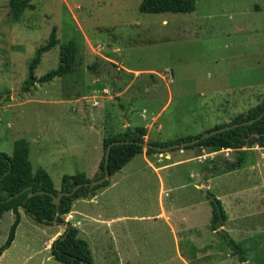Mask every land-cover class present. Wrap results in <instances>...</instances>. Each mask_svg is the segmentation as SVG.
I'll use <instances>...</instances> for the list:
<instances>
[{
	"label": "rangeland",
	"instance_id": "rangeland-1",
	"mask_svg": "<svg viewBox=\"0 0 264 264\" xmlns=\"http://www.w3.org/2000/svg\"><path fill=\"white\" fill-rule=\"evenodd\" d=\"M141 1L30 0L35 9L16 18L9 12L7 0H0V153L10 156L13 141L24 139L30 146L29 161L35 172L39 163L33 145L36 138L53 142L61 137L71 147L81 140L84 155L68 152L53 157L46 151L41 155L45 171L59 189L63 176L84 173L93 179L100 173V135L121 133L125 122L130 127H153L145 143H165L226 124L264 99V88L240 90L255 86L251 83L260 81L258 77L264 80V0H196L195 11L186 15L141 14ZM259 5L263 9L260 14L256 12ZM53 28L59 45L43 55L34 76L39 79L54 70L59 47L70 41L76 44V69L72 75L34 87V97L33 89L23 94L29 62L46 44ZM123 62L127 69L148 75L132 81L123 100L104 99L103 107H99L90 100L91 93L96 102L104 96L101 88L111 95L112 79L124 72ZM96 76L99 83L94 80ZM65 99L73 107L93 104L100 112L88 111L87 126L84 124L80 132L78 124L62 121L53 110L57 105L53 102ZM193 151L205 166L203 175L236 156L231 151L227 156ZM249 153L245 152L246 159ZM259 167L253 176L236 171L221 176L210 183L211 190L194 188L190 175L189 185L183 186L187 166L167 168V176L175 175L174 183L166 186L169 192L164 201L172 206L169 208L201 206L194 214L196 226L186 222L180 226L178 217L173 221L189 261L186 264H238L209 229L210 207L203 190L222 203L227 217L222 230L246 250L247 264H264V159ZM135 195L136 205L130 215H158L155 184L138 189ZM12 222L10 213L0 220V248ZM54 228L25 218L10 248L1 254L0 264H59L47 248ZM127 229L134 235L135 248L145 247L153 264H184L176 256L173 235L163 220L153 217ZM192 236L198 249L195 257L186 243Z\"/></svg>",
	"mask_w": 264,
	"mask_h": 264
},
{
	"label": "trees",
	"instance_id": "trees-1",
	"mask_svg": "<svg viewBox=\"0 0 264 264\" xmlns=\"http://www.w3.org/2000/svg\"><path fill=\"white\" fill-rule=\"evenodd\" d=\"M9 12L16 18L26 11H33L35 8L30 0H7ZM196 0H142L138 11L141 14H191L195 11ZM59 45L56 29L50 32L46 44L38 48L28 65V78L22 85V93L29 94L36 85L49 83L54 79L65 78L72 75L76 69V44L72 41L59 47V61L57 67L43 77L37 79L34 72L39 66L43 55ZM92 71L94 68H90ZM264 112V99L244 113L234 116L228 123L215 126L202 134L178 138L165 143H149L158 147H167L184 142H190L200 138L212 130L241 124L258 118ZM147 136L145 128H127L119 134H108L102 140L103 158L99 163V171L93 179H88L84 173L73 176H63L59 190L54 188L53 182L46 171L37 169L33 172L29 161V146L24 139L16 140L13 143V150L10 156L0 153V219L6 213L13 215V222L5 244L0 248L1 254L8 250L15 238V232L20 223L19 211L23 212L38 225L50 226L53 223L65 226V231L51 245L50 255L60 264H93L88 244L78 238V231L69 223L64 222L62 217L71 212L72 204L79 199H85L95 191L105 188L108 182L96 188H80L73 196L62 197L58 206L52 204L50 196L56 197L61 192H70L79 184L89 183L92 180L100 179L104 172V154L108 145L119 144L111 148L109 155L108 170L109 176H113L127 165L135 156L142 154L143 149L137 143H144ZM254 147L264 149V116L256 123L232 129L203 140L199 144L187 147L183 150H207L209 153L217 154L223 151L235 152L234 159L226 160L223 166L215 167L207 172L209 176H221L243 169L247 164L245 151ZM180 151V150H176ZM146 154H156L147 150ZM208 171V170H207ZM21 195L16 197L17 194ZM39 192L48 195H38ZM29 194H34L28 198ZM205 200L211 209L209 229L227 248L232 257H235L238 264H246V250L241 244L235 243L229 235L222 230L227 218L223 211L221 202L211 193L205 192ZM195 257V250H192ZM186 259V258H185Z\"/></svg>",
	"mask_w": 264,
	"mask_h": 264
},
{
	"label": "crops",
	"instance_id": "crops-1",
	"mask_svg": "<svg viewBox=\"0 0 264 264\" xmlns=\"http://www.w3.org/2000/svg\"><path fill=\"white\" fill-rule=\"evenodd\" d=\"M262 11L263 9L259 5V9L256 10V12L260 14ZM123 65L124 62L123 64L121 63V69H123L124 72L119 75V78L112 79L113 84H111V95L106 94L108 91L105 88L102 89L101 86H96L98 89L101 88V93L104 95L103 97H99L97 99L98 101L96 102L95 100L97 97H94L93 93H91L89 97L90 100H93V102L99 107L100 105L103 107L102 105L105 103L104 99L114 101L119 98V100H123V98L126 97L130 91L131 82L137 78L139 79L145 77L143 75H148L144 74L143 72H135L133 70L127 69ZM258 79L260 81L251 83L255 86H243L240 88V90L250 88H254L255 90L263 89L264 80L259 77ZM94 80L99 83L97 76L94 77ZM35 88H37V85ZM32 96H36L35 89L32 90ZM37 103L40 105L42 104L41 101H38ZM53 103L57 104L53 107V110L56 109L57 118H60L64 122H69V124L72 122L78 124L80 132L83 131L84 124L85 128L87 126V112H100V110H98L99 107L97 109H93V104L89 107L86 106L85 108L81 107L80 105L73 107L70 100L67 99ZM67 104H70L68 108L66 107ZM142 112L144 113V110ZM127 128L137 127H130V125L125 122L121 126V133ZM144 128L147 130V136L145 139H150V131L153 127L150 126L149 129L148 127ZM100 136L102 146L104 135ZM15 141H13V143ZM39 144H42V146ZM46 144L51 147L46 149ZM33 145L37 149L35 156L37 159H39V163H36L37 169H42L44 171V164L42 163L43 161H41L43 160V157L41 155L45 151L48 154H51L53 157L54 155L66 156L68 152L81 153L82 155L85 153L84 143L81 140H79V142H75L73 147H71L70 144L67 142L65 143L61 137H59V139H53V142H51V140L48 142V140H44L43 138H36L35 142H33ZM245 152H251L248 154L249 161H247V164L243 169L236 172H242L244 175L253 176L256 173V169L260 168V162L264 159V149L255 147L254 149L246 150ZM193 153V150H180L165 154L156 153L148 155L145 153V151H143L142 154L135 156L119 172L109 177L107 181L108 185L105 188L95 191L85 199L76 200L72 204L71 212L68 215L62 217V219L64 220L65 218L68 220V222L75 221L76 225L80 223L79 227H77L75 224H72V226L77 229L78 238L88 244L93 264H153L150 252H147L146 249H143L145 247H143L142 250L135 248V244L133 243L134 235L131 231H129V229H127V226L130 224L135 222H149L153 217L163 220L169 226L174 238L175 253L177 258H179V260L184 264H186L185 262H189L187 259H185L186 257L181 250L183 247L181 246V241L177 233V226H174L175 224L173 221L177 220L176 218L178 217L180 226L184 225L183 222H186V224L188 223V226H196L197 221L194 219V214H197L199 211L198 208L201 206H198L199 204H182L179 207V210L169 208L170 204L168 201H164V199H168L167 195L169 192V190H166V186H171L174 183L173 179L175 178V175L167 176V174H165L168 170L167 168L171 166L173 168L187 166L188 168H186L184 172L185 178L182 181V184L183 186L189 185V183L186 182L189 180L190 175L192 180H195V183H193L194 188L199 190L200 188H208V190H211V188H209L210 183L221 176H224H209L207 171L203 175V169L205 166L204 164L201 166L199 158H197ZM210 155L211 154H209V156ZM205 174L207 175L205 176ZM153 184H155V187L158 188V215H130V209H133V206L136 205V191L141 188H149V186ZM55 189L59 190L57 188ZM208 190H203V196L205 195V192H209ZM138 202L141 203V201ZM19 215L20 223L18 227L21 226V223L25 218H28L33 223V221L23 212V210L19 211ZM52 226L55 227V230H53L54 232L47 243V248L49 249L51 248L52 243L65 231V228L61 225L53 223L50 225V227ZM81 232L85 233V236L81 235ZM194 241V236H192L186 243L187 247L191 249V251L195 250V255H197L198 249L195 246ZM1 259L2 256L0 260Z\"/></svg>",
	"mask_w": 264,
	"mask_h": 264
},
{
	"label": "water",
	"instance_id": "water-1",
	"mask_svg": "<svg viewBox=\"0 0 264 264\" xmlns=\"http://www.w3.org/2000/svg\"><path fill=\"white\" fill-rule=\"evenodd\" d=\"M263 116H264V112L258 118L254 119V120H250V121H247V122H244V123H241V124H236V125H233V126L219 128L217 130H212V131H210V132H208L206 134H203L200 138H198L196 140H193V141H190V142H184V143L175 144V145L167 146V147H158V146H154L152 144L145 143V142L144 143H137L136 145L140 146L144 151L150 150V151H154V152H156L158 154H165V153H169V152L176 151V150H183V149H185L187 147L195 146V145L199 144L200 142H202L203 140L209 139L210 137L216 136L218 134L230 131L232 129H237V128H240V127L250 126V125L256 123L257 121H259ZM119 144L128 145L129 142H124V143L115 142V143H112V144L107 146L105 154H104V172H103V176L100 179L92 180L89 183L76 185V186H74L71 189L70 192H61L56 197L50 196L51 200H52V204L54 206H58L60 201H61V199H62V197L69 198V197L73 196L82 187L83 188L92 189V188L99 187V186L103 185L105 182H107L109 177H110L109 176V170H108L110 150H111L112 147H114L116 145H119ZM0 181H1V179H0ZM22 193L23 192H21L20 194H17L16 197H18ZM38 195H48V194L47 193H43V192H39ZM33 196H34V194H29L28 198H31Z\"/></svg>",
	"mask_w": 264,
	"mask_h": 264
},
{
	"label": "built area",
	"instance_id": "built-area-1",
	"mask_svg": "<svg viewBox=\"0 0 264 264\" xmlns=\"http://www.w3.org/2000/svg\"><path fill=\"white\" fill-rule=\"evenodd\" d=\"M224 153L227 156V153H229V151H223L220 154Z\"/></svg>",
	"mask_w": 264,
	"mask_h": 264
}]
</instances>
